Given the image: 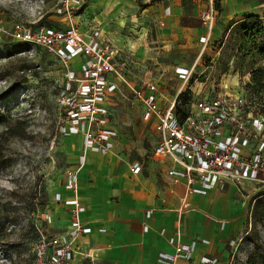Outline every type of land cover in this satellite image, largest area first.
<instances>
[{"label": "rangeland", "instance_id": "1", "mask_svg": "<svg viewBox=\"0 0 264 264\" xmlns=\"http://www.w3.org/2000/svg\"><path fill=\"white\" fill-rule=\"evenodd\" d=\"M97 1L102 6L108 3V0ZM123 1L116 2V8ZM131 1L139 11L140 7L155 2ZM57 3L58 0H0V264H36L33 248L39 238L37 234L40 235V231L55 232V194L58 186L67 182L68 161L74 158L71 151L76 146V138H66L62 132L65 118L57 100L64 80V65L51 53L37 46H19L11 41L8 34L13 22L37 25L39 20L57 23L61 27L72 23L81 31L71 17L83 10L87 1L81 0L76 4L74 0H69V11L65 13L56 12ZM123 12L132 13L130 4L125 6ZM65 19L68 23L63 24ZM150 19L147 20L148 35L144 45L140 43L142 30H131L133 40L127 35H118L119 41H131L129 47L138 54H143L146 47L147 55L139 61L133 57L135 63L126 58L127 67L122 70L124 80L116 81L117 90L110 109L115 131L113 155L120 161L138 160L144 165L153 161L154 156L150 152L153 137L148 125L145 126L138 115L132 92L145 90V83L150 81H155L165 95H172L177 87L180 88V79L174 75V66L168 69L156 67L153 57L161 53L158 54V47L152 43V33L153 23H158L160 17L151 14ZM112 22L121 25L124 17ZM109 28L123 30L115 24ZM93 31L99 36L100 30L97 28L90 27L81 32L87 34ZM262 42L259 36L249 39L244 37L237 24L231 28L224 44H208L205 57L194 62L197 72L205 67L197 79L208 84H199L194 95L198 92L201 94L211 86L227 84L224 80L236 72L232 71L231 65L261 69L264 75V58L253 50V43ZM188 58L194 61L193 53ZM78 64L77 58L71 62L74 68ZM244 74L237 73L235 87L241 88L240 93L248 90L251 107L259 103L258 108L262 110L264 91L258 95L252 94L249 83L252 82L251 74L249 79L242 77ZM200 87L202 91H199ZM237 91L230 90L232 94H237ZM237 189L234 199L240 201L241 228L235 237L241 240L236 241L238 246L234 251V264H246L253 245L251 240L257 241L260 255H264V193L256 195L264 191V185L243 181ZM45 214L49 215L47 219Z\"/></svg>", "mask_w": 264, "mask_h": 264}, {"label": "crops", "instance_id": "2", "mask_svg": "<svg viewBox=\"0 0 264 264\" xmlns=\"http://www.w3.org/2000/svg\"><path fill=\"white\" fill-rule=\"evenodd\" d=\"M86 1L83 10L71 17V20L78 23L81 31L85 32L90 27L100 30L98 38L108 36L121 55L133 63V57L139 61L147 55V48L143 54H138L129 47L131 41H119L118 35H127L133 40L131 30H142L140 43L144 45L148 35L147 20L151 14H157L160 20L153 23L152 43L158 47L157 52L161 55L153 59L157 68L168 69L174 66L176 77L175 68L178 66L191 68L194 65L195 73H202L205 67L197 72L194 62L205 57L208 44H224L231 28L238 24L243 15L257 14L264 26V0H219L220 8L216 10L211 27L201 21V14L210 0H155L154 3L140 7V11L131 0H124L118 8L115 4L120 0H108L106 6L97 0ZM127 4L131 6V14L123 12ZM122 16L124 22L121 25L112 22ZM65 23H68L66 19ZM112 24L123 30H111L109 26ZM202 36L204 41L201 40ZM190 53H193L194 61L188 58ZM231 67L236 72L224 80L227 84L217 87L235 92L241 90L235 87L237 73L239 75V72H243L245 74L242 77L249 79L253 68L238 64ZM199 84L208 83L194 81L191 86L193 94ZM114 95L109 103L107 122V126L113 130L110 109ZM136 108L153 137L150 141L152 153L155 133L151 125L142 119L138 104ZM65 135L66 138H76V146L71 151L74 158L68 161V168L76 170L77 181L73 190L65 183L58 186L54 200L56 208L53 207V228L55 232L71 228V199L79 203L77 215L82 224L89 228L88 232L74 237L72 264H159L158 255L172 253L176 242L192 244L191 256L194 262L204 254L216 256L221 263L229 259L232 250L229 241L241 240L235 237L241 228V220L240 201L234 199L238 187L234 183L222 189L212 185L206 187L204 192H191L185 183L173 181L165 172L167 165L155 157L152 163L144 165L138 160H117L113 148L107 153L93 149H87L84 153L81 134ZM82 154L84 159L80 164ZM87 156L90 158L86 159ZM135 162L141 166L136 173L132 171ZM57 194L59 199L56 198Z\"/></svg>", "mask_w": 264, "mask_h": 264}, {"label": "built area", "instance_id": "3", "mask_svg": "<svg viewBox=\"0 0 264 264\" xmlns=\"http://www.w3.org/2000/svg\"><path fill=\"white\" fill-rule=\"evenodd\" d=\"M69 0H58L57 13L69 11ZM79 4L81 0H74ZM216 15L214 0L201 14L204 25L211 27ZM12 42L37 46L51 53L65 67L64 80L57 94L63 110L64 134H81L82 150L107 153L113 148L115 131L107 126L109 103L117 90L118 79L127 59L108 38L99 39L98 33L84 34L75 24L64 27L13 22L9 31ZM204 41V37H201ZM79 64L71 66L73 59ZM194 65L176 67L181 80L180 88L172 95H164L155 82H148L145 90L132 92V98L141 110V117L155 133L153 156L165 163L166 174L175 182L186 184L191 192H204L216 185L224 188L229 183L237 187L243 181L264 185V108L251 107L248 90L234 96L229 90L209 87L199 88L193 94L191 86L198 80ZM201 82V81H200ZM190 91L185 104H180L179 94ZM184 111L185 115L180 116ZM84 154L80 156V164ZM141 169L134 163L132 171ZM70 189L76 185V170L67 168ZM59 199V194L56 195ZM71 228L55 233L39 232L34 244L36 264H72L74 237L89 231L77 213L80 209L75 199L69 200ZM46 215V219L49 217ZM238 240L232 239L229 259L221 263L214 255L204 254L197 262L191 256L192 244L175 243L172 253H160L159 264H234ZM235 246V247H234Z\"/></svg>", "mask_w": 264, "mask_h": 264}, {"label": "trees", "instance_id": "4", "mask_svg": "<svg viewBox=\"0 0 264 264\" xmlns=\"http://www.w3.org/2000/svg\"><path fill=\"white\" fill-rule=\"evenodd\" d=\"M214 8L216 10H219V0H214ZM38 24H45V25H54L59 26L57 23L53 24L50 22H42V20L38 21ZM238 27L240 31L242 32V35L246 38H255V37H261L263 42L261 44H255L253 43V50L256 52L258 56L261 58H264V26L262 24V21L260 17L257 14H245L243 15L242 19L238 22ZM15 43V42H14ZM19 46L23 45L21 43H16ZM252 82L250 83V90L252 94L258 95L261 94V92L264 91V75L261 69H252L250 71ZM190 91L187 90L184 93L179 94L180 98V104H185L189 98ZM258 105H260L258 103ZM185 115V112L182 111L181 115L183 117ZM261 193H264V191H259L256 193V195H260ZM254 206V205H253ZM37 236H39L37 234ZM253 245L250 249L247 258H246V264H258L260 258V264H264V255H260L259 252V244L256 240H251Z\"/></svg>", "mask_w": 264, "mask_h": 264}, {"label": "bare ground", "instance_id": "5", "mask_svg": "<svg viewBox=\"0 0 264 264\" xmlns=\"http://www.w3.org/2000/svg\"><path fill=\"white\" fill-rule=\"evenodd\" d=\"M203 50V49H202ZM234 96H236V97H238V96H240L241 95V93L239 92V90L237 91V94H233ZM263 127H264V125H263ZM84 165V163L81 165V167Z\"/></svg>", "mask_w": 264, "mask_h": 264}]
</instances>
